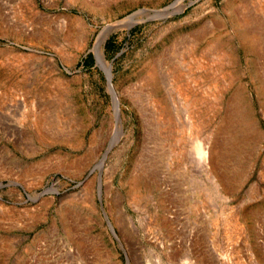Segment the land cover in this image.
I'll use <instances>...</instances> for the list:
<instances>
[{
  "label": "rangeland",
  "instance_id": "rangeland-1",
  "mask_svg": "<svg viewBox=\"0 0 264 264\" xmlns=\"http://www.w3.org/2000/svg\"><path fill=\"white\" fill-rule=\"evenodd\" d=\"M174 1L0 0V264H264V0Z\"/></svg>",
  "mask_w": 264,
  "mask_h": 264
},
{
  "label": "bare ground",
  "instance_id": "bare-ground-1",
  "mask_svg": "<svg viewBox=\"0 0 264 264\" xmlns=\"http://www.w3.org/2000/svg\"><path fill=\"white\" fill-rule=\"evenodd\" d=\"M180 1L181 0H177V3L179 4ZM130 17H133V15L127 17L124 20L123 24ZM109 32H110V30L104 31L100 35V37L98 38V41H97L95 47L99 51H102V43L105 40V38L107 37V35L109 34ZM100 61H101V59H100ZM101 62L103 64V60ZM106 68H107V70H106L107 71V74L110 77L109 65H108V67H105V69ZM169 82H170V84H169ZM172 83H173V80L170 78L168 80V82H167V84L170 85L169 86L170 88H171ZM196 149L195 150L201 156V158L203 160V163H204V166L206 167L207 171L212 175V177L217 178L216 172H222L223 162L225 160L224 159V149L225 148L223 146V143L219 142L218 144H216V143H211L209 141L199 140V141H197V148ZM126 228H128V227H126ZM132 229H134V227L133 228H130V231H126L125 230V232L133 235ZM159 247L162 248V249H164V248L168 247V245L165 244V242H164V243L160 244ZM182 247H183V249H182L183 254L181 255V258H177V255L176 254L171 253V250L170 251H167V255L165 256V262H166V264H172V262L175 261V260H176L175 262H178L180 264H205L204 261H203V259H201V258L194 259L192 257L191 244H190V242L188 240H187V242H184L182 244ZM128 258L130 259V257H128ZM154 258H155L154 264H162L163 263L162 260L158 256H155ZM129 259H128V263H129Z\"/></svg>",
  "mask_w": 264,
  "mask_h": 264
},
{
  "label": "water",
  "instance_id": "water-1",
  "mask_svg": "<svg viewBox=\"0 0 264 264\" xmlns=\"http://www.w3.org/2000/svg\"><path fill=\"white\" fill-rule=\"evenodd\" d=\"M177 0H175L174 2H172L171 4H169L168 6H166L165 8H163V10H166V9H169L175 2H176ZM131 16V15H130ZM129 17V16H128ZM126 19V18H125ZM121 21H118L117 22V24L118 23H120ZM112 27V26H111ZM111 27L109 26V25H106V26H104L100 31H99V33L97 34V36H96V38H95V41H94V43H93V50H94V47H95V45H96V43H97V41H98V38L100 37V35L104 32V31H106V30H108V29H111ZM106 39V38H105ZM104 42V41H103ZM103 44V43H102Z\"/></svg>",
  "mask_w": 264,
  "mask_h": 264
}]
</instances>
